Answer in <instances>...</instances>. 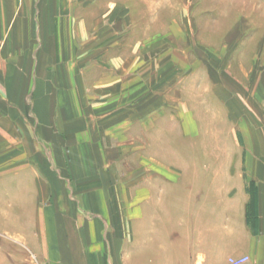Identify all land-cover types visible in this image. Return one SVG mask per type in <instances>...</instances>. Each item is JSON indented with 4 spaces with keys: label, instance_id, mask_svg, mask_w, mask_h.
Segmentation results:
<instances>
[{
    "label": "crops",
    "instance_id": "obj_1",
    "mask_svg": "<svg viewBox=\"0 0 264 264\" xmlns=\"http://www.w3.org/2000/svg\"><path fill=\"white\" fill-rule=\"evenodd\" d=\"M134 1L0 0V155L20 153L21 162L24 153L31 157L26 160L31 173L25 177L15 174L20 184L23 179L31 184L28 212L41 220L38 229L35 225L31 230L28 246L39 264H230L231 257L240 255L249 257L247 264H264L262 155L255 154L253 163L239 166L253 170L258 188L249 220L256 230L247 244L241 235H234L237 241L233 244L230 239L217 243L210 237L209 228L200 230L193 218L189 231L202 234L199 239L195 233L189 247L193 250L196 243L201 244V251H191L194 254L184 258L181 236L163 238L169 230L175 234L182 231L183 216L198 215V197L208 176L205 171L190 178L167 176L168 168L185 164L181 141L186 133L182 114L179 126L168 133L165 73L160 72L152 83L150 71H140L134 52H129L133 45L129 40L135 32L131 11ZM261 31L243 35V43L240 36L232 43L240 50L239 60L227 70L230 80L209 82L213 85L207 96L222 103L223 110L231 102V84L241 86L245 82L232 72L255 70L263 78ZM125 34L126 45H120V36ZM250 55L253 62L248 67ZM202 87H195L197 96ZM225 134L232 135L230 130ZM169 137H174V148ZM256 144L253 150L247 148L261 153V136ZM191 146L194 151L195 145ZM39 152L43 160L36 159ZM168 153L173 154L168 158ZM136 163L144 165L146 171L140 180L135 179ZM112 169L118 174L117 184L125 185L124 190H112ZM226 173H231V163ZM179 179H190L188 192L182 187L188 182ZM65 183L70 184L66 187ZM210 183L214 185V180ZM244 184L239 181V190ZM235 189L228 185L224 195ZM184 198L191 202L183 204ZM0 200L1 215H11L12 210L19 217L24 214L21 194L12 198L4 191ZM121 200L126 203L118 202ZM124 209V215L115 219L117 211ZM237 209L235 214L246 226V202ZM173 215L178 216L180 225L171 228L167 219ZM118 221L120 225L125 222L126 227L120 231L128 230L132 239L129 235L121 241L114 233L119 230ZM156 230L159 239H154ZM135 235L139 239L134 240ZM216 245L219 249L214 252ZM164 246L166 254L159 255ZM233 247L235 250H231Z\"/></svg>",
    "mask_w": 264,
    "mask_h": 264
},
{
    "label": "rangeland",
    "instance_id": "obj_2",
    "mask_svg": "<svg viewBox=\"0 0 264 264\" xmlns=\"http://www.w3.org/2000/svg\"><path fill=\"white\" fill-rule=\"evenodd\" d=\"M131 11L135 32L133 40H129L133 44L129 47V52H134L135 63L139 65L140 71L142 69L150 71L152 83L158 79L160 72L165 73L166 78L163 79L167 85L168 133L176 125L179 126L178 117L182 114V127L184 134H187L181 141L183 163L186 166L184 164L179 168H168L167 176L171 179L181 177L180 175L190 178L197 174L201 176L202 171L208 176L203 183L204 190L198 197L200 198L198 215L183 216L182 231L175 234V231L169 230L163 234V238L173 240L175 236L178 238L181 236L183 241L181 251L184 258L193 255L191 251H201V244L196 243L193 250L189 247L191 237L196 233L192 234L189 231L193 218V223L198 224L200 230L204 227L209 228L210 237L217 243L222 244L230 239V243L233 244V240L237 241L234 235L237 237L241 235L245 245L249 242L250 234L256 230L249 220L256 207L258 188L256 190L253 170L239 166L240 163H253L255 154L262 155L264 163V72L263 78L261 73L255 70L247 73L232 72V75L244 78L241 80L245 82H241V86L238 83L231 84L228 88L231 102L224 110L221 107L222 103L217 102L216 98L207 96V91H211L209 88L213 85L210 81L219 83L231 79L227 70L239 60L240 50L238 45L232 46L234 40L240 36V43H243V35L248 37L261 29L264 33V0H135ZM126 38V34L120 36V45L121 43L126 45ZM251 47L255 48L254 45ZM252 59L253 56L250 55L247 59L248 67L253 62ZM198 84L203 85L198 89L199 96L194 93ZM228 130L232 133L231 136L225 134ZM210 132H215V135ZM258 136L262 137L263 150L261 153H252L249 149L258 147L256 144ZM169 144L174 148V137H169ZM191 144L195 145L194 151ZM177 146H180V140H177ZM171 154L173 153H168V158ZM18 157L20 153L15 152L0 155V176L8 177L7 179L0 177V197L5 191L8 197L13 198L21 194L24 199L22 216H17L15 210L9 212L11 215L0 214V264H39L28 246L32 236L31 230H35L36 227L38 229L37 223L41 222L40 217L32 216L28 212L31 193L28 189L30 190L31 184L24 182V179L21 184L19 179L15 180V174L25 177L31 173L26 169L29 165L26 160L31 157L24 153L23 162ZM38 158L43 160L45 157L39 152L36 156V159ZM229 163L230 174L226 173ZM135 165H137L134 168L135 179L140 180L146 171H143L144 165L141 163ZM49 169L57 176L50 167ZM111 171L112 190H124L125 185L117 184L116 170ZM189 180H182L188 182V185L182 184L184 192H188L187 189L192 184ZM212 180L215 186L210 183ZM239 181L245 183L244 189L239 190ZM69 184L65 183L66 187ZM228 185L236 189L230 195H224ZM242 190H245L243 194ZM262 198L264 202V192ZM189 200H183V204H189L191 202ZM118 202L126 203L125 200ZM244 202L247 209L246 226L235 214L239 210L237 209L239 204ZM2 207L0 200V208ZM125 211V209L117 211L114 218L119 220ZM185 212L184 209L182 215ZM177 215L167 219L171 228L180 225ZM138 223L142 225L140 221ZM122 224L120 225V221L117 222L116 227L119 230L114 233L118 234L120 240H127L130 233L128 230L120 231L121 227L123 229L126 227L125 222ZM153 234L154 239L161 238L157 230ZM196 234L200 239L202 233ZM122 236L124 237L121 238ZM132 236L133 234L130 235L131 239ZM133 239L139 238L135 235ZM218 249L216 245L214 252ZM139 250L140 248L136 247L135 253L139 254ZM165 251L164 246L159 255L164 256Z\"/></svg>",
    "mask_w": 264,
    "mask_h": 264
},
{
    "label": "built area",
    "instance_id": "obj_3",
    "mask_svg": "<svg viewBox=\"0 0 264 264\" xmlns=\"http://www.w3.org/2000/svg\"><path fill=\"white\" fill-rule=\"evenodd\" d=\"M249 257L247 255H240L237 257H231L229 259L230 264H247Z\"/></svg>",
    "mask_w": 264,
    "mask_h": 264
}]
</instances>
